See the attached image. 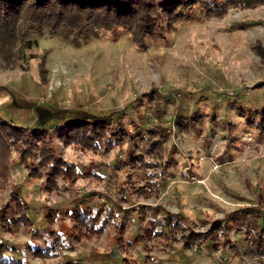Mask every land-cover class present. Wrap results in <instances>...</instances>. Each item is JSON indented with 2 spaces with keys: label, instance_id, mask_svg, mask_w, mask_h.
I'll return each mask as SVG.
<instances>
[{
  "label": "rangeland",
  "instance_id": "374dc122",
  "mask_svg": "<svg viewBox=\"0 0 264 264\" xmlns=\"http://www.w3.org/2000/svg\"><path fill=\"white\" fill-rule=\"evenodd\" d=\"M208 2L225 13L197 6L141 45L123 28L30 32L17 66H0V119L31 133L38 172L11 150L0 218L18 216L17 198L30 224L0 222L6 264H264V4ZM74 120L104 126L98 146L76 142L65 128ZM44 148L53 168L40 163ZM60 161L75 166L74 181ZM239 208L261 210L237 225ZM77 212L102 231L84 236ZM215 224L227 239L180 240Z\"/></svg>",
  "mask_w": 264,
  "mask_h": 264
},
{
  "label": "trees",
  "instance_id": "16d2710c",
  "mask_svg": "<svg viewBox=\"0 0 264 264\" xmlns=\"http://www.w3.org/2000/svg\"><path fill=\"white\" fill-rule=\"evenodd\" d=\"M208 1L210 0H0V66L6 70H12L17 66L22 56L21 44L30 32L40 33L44 29L51 32L62 30L77 37L100 29L112 31L116 28H123L129 32L136 43L141 45L145 39H154L162 35L165 29H171L175 23L187 17L197 6H201L209 15L225 13V6L211 5ZM228 1L236 7L244 8L264 4V0ZM45 60V56H42L40 64L42 67ZM261 115L263 121L264 111ZM65 128L75 135L76 142L83 149H91L98 146L99 138L96 134L104 129V126L98 128L95 122L74 120L67 122ZM26 131L28 130L13 128L8 122L0 119V191L7 183L9 158L13 148L19 150L20 162L25 167H31L30 175L38 173L30 163L33 147L30 139L31 133ZM118 137L116 133L113 134L108 145L112 141H119ZM159 145L158 142H154L148 149L150 153H154L152 155L154 159L160 157L156 150L160 147ZM39 157L42 167L50 163L49 166L53 168L51 164L55 161V155L52 148L42 149ZM57 170L64 179L74 181L75 166L60 161V167ZM47 176L49 184L52 183L50 174ZM14 200L18 216L9 217L5 214L0 218L3 227L7 229L12 226L30 224L27 208L21 204L19 199L14 198ZM260 210V208H239L232 218L237 225H240L249 215L260 214ZM75 217L84 228V236L102 231V227L95 223L91 215L77 212ZM262 219L264 220V213ZM211 229L204 233L190 231L180 236V240L183 245L190 248L193 244H199L217 232H221L222 236L227 239L226 224L224 226L215 224ZM165 232L163 228L160 234L164 235ZM260 235L258 238L255 235L249 238L251 247L257 252L263 250ZM225 241L224 244H228ZM47 253L48 251L36 250V254L40 257L48 255ZM0 264H6L2 246H0ZM11 264L23 263L11 260ZM63 264H72V262Z\"/></svg>",
  "mask_w": 264,
  "mask_h": 264
}]
</instances>
